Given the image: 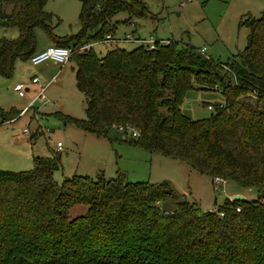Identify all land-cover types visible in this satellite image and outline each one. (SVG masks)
Here are the masks:
<instances>
[{
	"label": "trees",
	"instance_id": "obj_1",
	"mask_svg": "<svg viewBox=\"0 0 264 264\" xmlns=\"http://www.w3.org/2000/svg\"><path fill=\"white\" fill-rule=\"evenodd\" d=\"M48 1L0 0V28L14 33L0 40L1 76L11 78L16 61H29L35 29L47 30L72 50L84 97L85 119L58 114L64 124L182 162L234 184V194L254 191L256 199L228 198L204 212L167 180L130 182L117 171L114 178L74 175L58 183V158H33L30 171H0V264H264V11L242 23L248 35L240 60L221 64L174 42L149 50L114 46L99 57L93 46L112 36V19L122 12L145 18L144 5L78 0L80 32L58 38ZM204 85L217 86L223 103L209 118L190 120L180 105ZM3 112L2 124L18 114ZM114 128L129 135L112 138ZM80 206L85 213L71 216Z\"/></svg>",
	"mask_w": 264,
	"mask_h": 264
},
{
	"label": "rangeland",
	"instance_id": "obj_2",
	"mask_svg": "<svg viewBox=\"0 0 264 264\" xmlns=\"http://www.w3.org/2000/svg\"><path fill=\"white\" fill-rule=\"evenodd\" d=\"M135 1L144 5L146 17L129 18L125 12L115 16L111 21L112 37L119 42L116 45L95 44L93 50L99 57L114 46L131 51L143 43L174 42L180 47L189 46L198 51L204 49V55L217 63L239 61L248 35V29L242 23L248 18H260L264 11V0ZM44 9L52 17L49 28L54 35L70 38L80 32L78 15L81 5L78 0H49ZM34 35L36 48L48 42L47 30L37 28ZM12 36L13 32L0 28V40ZM126 37L129 40L126 41ZM54 45L63 46L60 43ZM73 66V61L67 62L61 77L47 88L48 103L37 102L34 110L28 111L12 125H7V121L2 124L0 118V171L27 172L33 168V158L55 155L61 165L53 175L58 183L74 175L96 179L101 174L114 178L119 170L130 182L157 184L167 180L176 193L185 195L188 201L198 204L204 212L216 210L226 199L232 198L237 189L230 182L226 183L224 191L219 188L216 192L211 179L182 162L117 141L110 143L64 124L58 111L77 119L84 117L82 98L71 74ZM40 67L18 60L11 78L0 75V111L9 113L25 107L28 101L26 103L25 98H19L14 88L20 83L30 82L34 76L38 77ZM196 87L200 90L188 92L180 105L181 113L194 121L209 118L213 108L223 103L221 90L206 85ZM24 130H28L27 136H24ZM123 131L114 128L110 137H127L129 133ZM33 134L34 141L31 139ZM57 143L62 145L60 152L56 149ZM240 195L248 201L256 199V193L251 190L241 191ZM85 211L86 208L80 206L70 215L79 216Z\"/></svg>",
	"mask_w": 264,
	"mask_h": 264
},
{
	"label": "built area",
	"instance_id": "obj_3",
	"mask_svg": "<svg viewBox=\"0 0 264 264\" xmlns=\"http://www.w3.org/2000/svg\"><path fill=\"white\" fill-rule=\"evenodd\" d=\"M125 40L126 41L129 40V38L126 37ZM117 42H119V41L115 40L112 36L111 37L107 36L101 44L116 45ZM144 45H146L147 49L149 50V49L153 48L154 44L148 43V44H144ZM199 52L201 54H205L204 49H201ZM71 55H72L71 49L53 45V46L46 48L43 51L37 52L34 55H32L28 62L31 65L36 66V65H39L45 61L50 60V61H53V62L63 66L67 62H69ZM30 84H31V86L36 87L35 91L33 93H31L30 103L26 107H24L23 110H21L19 112L17 117L7 121L6 124H13V123L17 122L18 118L22 117L29 109H31L35 105L36 102H45L46 101L45 96H44V88L39 84L38 78L33 77L30 80ZM27 88H30V86L27 87L26 85L18 84L15 86L14 90H15V92L18 93V96L20 98H24L26 96V89ZM215 89H217V86H215ZM208 109L212 110V107L209 106ZM120 130L123 131V129H120ZM23 133L25 135H28V130H24ZM136 136H137V133L133 132L132 137H136ZM56 149L59 152L62 151L60 143H58L56 145ZM225 185H226V181L221 179V178L216 177L212 180V186L214 188V191H216V192L219 190V188H221L224 191ZM231 199L232 198H229V200H231ZM211 211H213V210H211ZM214 211H216V210H214ZM236 211L239 212V209H236Z\"/></svg>",
	"mask_w": 264,
	"mask_h": 264
},
{
	"label": "crops",
	"instance_id": "obj_4",
	"mask_svg": "<svg viewBox=\"0 0 264 264\" xmlns=\"http://www.w3.org/2000/svg\"><path fill=\"white\" fill-rule=\"evenodd\" d=\"M5 31V30H4ZM6 32V31H5ZM7 32H9V31H7ZM56 36V35H55ZM56 37H58V38H61V37H59V36H56ZM55 43L52 41V40H50V38L48 39V42L46 43V44H44V46H41L40 48H36V53L37 52H40V51H43V50H45L46 48H48V47H50V46H53ZM69 62H70V60H69ZM33 66V65H32ZM37 66H41L40 67V70H39V75H38V77L37 76H34V77H36V78H39L38 80H39V84L44 88V96H45V102H41L42 104H46V103H48L49 101L47 100V97H46V90H47V88L48 87H50L53 83H55V81L59 78V77H61V75L63 74V71L65 70V67L63 68V66H61V65H59V64H57V63H55V62H53V61H50V60H48V61H45V62H43V63H41V64H39V65H36V66H34V67H37ZM71 74L73 75V77H74V85H75V88H76V83H75V65L73 66V67H71ZM33 78V77H32ZM31 78V79H32ZM40 80H41V82L44 80L45 82L44 83H41L40 82ZM20 84H22V83H20ZM23 85H26L27 87H29L30 86V88H27L28 90L26 91V96L24 97L25 99H26V103H27V101H28V103L27 104H25V107L30 103V101H31V98H30V96H31V93H33L34 91H35V89H36V87H33V86H31V84H30V82H27V83H25V84H23ZM76 90H77V88H76ZM14 92H15V90H14ZM77 92L81 95V98H82V100H81V108H83V112H84V117L82 118V117H80L78 120H83V119H85V103H84V97H83V95L77 90ZM15 93H17V92H15ZM18 94V93H17ZM19 97V96H18ZM20 98V97H19ZM23 98V99H24ZM37 103V102H36ZM35 103V104H36ZM35 107V105L31 108V109H35L34 108ZM31 109H29L28 111H30ZM23 110V109H22ZM21 110H19V111H13V112H18V114H19V112H20ZM27 111V112H28ZM26 112V113H27ZM26 113L23 115V116H25L26 115ZM57 114H59V115H61V116H68V117H71V118H74V117H72V116H69V115H66V114H63V113H61V112H59L58 111V113ZM18 116V115H17ZM16 116V117H17ZM22 116V117H23ZM20 118V117H19ZM74 119H77V118H74ZM16 123V122H15ZM15 123H13V124H15ZM7 125H12V124H7ZM66 125H68L69 126V124H66ZM72 126V125H71ZM74 127V126H73ZM76 128V127H75ZM79 130V129H78ZM24 134V133H23ZM88 134V133H87ZM34 135L35 134H33V136H32V141H34V139H35V137H34ZM24 136H27V135H25L24 134ZM33 137H34V139H33ZM97 138V137H96ZM98 139H103V138H98ZM58 144V143H57ZM61 145V144H60ZM61 149H62V145H61ZM118 170V169H117ZM119 171V170H118ZM116 173H117V171H116ZM99 175H101V174H99ZM104 176V175H103ZM115 176H116V174H115ZM105 177V176H104ZM235 195V194H234ZM233 195V196H234ZM232 196V197H233ZM243 196V195H242ZM231 197V196H230Z\"/></svg>",
	"mask_w": 264,
	"mask_h": 264
},
{
	"label": "water",
	"instance_id": "obj_5",
	"mask_svg": "<svg viewBox=\"0 0 264 264\" xmlns=\"http://www.w3.org/2000/svg\"><path fill=\"white\" fill-rule=\"evenodd\" d=\"M28 89H26V91H27ZM245 199H244V197L242 196V195H240V194H237V195H234L233 197H232V199H231V201H244Z\"/></svg>",
	"mask_w": 264,
	"mask_h": 264
}]
</instances>
